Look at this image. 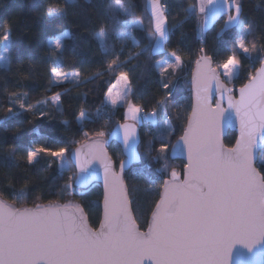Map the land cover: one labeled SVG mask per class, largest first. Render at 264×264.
I'll return each instance as SVG.
<instances>
[{
    "label": "snow or ice",
    "instance_id": "1",
    "mask_svg": "<svg viewBox=\"0 0 264 264\" xmlns=\"http://www.w3.org/2000/svg\"><path fill=\"white\" fill-rule=\"evenodd\" d=\"M74 5L75 0H63L62 5L53 0L39 18L51 20L58 16L67 17ZM208 5L227 17L224 20L226 28L239 29L238 39L233 41L228 53L220 60L206 48H199L200 55L195 61L197 71L192 78L195 104L187 117L183 135L171 145L173 152L177 149L187 151L185 179L180 181L173 170L171 179L163 180V191L151 213L148 230L141 232L133 220L122 175L113 171V162L105 148L107 140L101 139L106 133L103 130L91 134L83 131L82 141H69L59 148L35 146L27 150L22 158L31 166L38 163L43 154L48 158V168L58 163L63 173L70 170L65 165L69 158L74 157L77 171L63 185V191L69 195L84 194L77 189L90 172L93 162L98 161L103 168L104 182L100 229L94 230L89 226L83 208L73 201L65 204L50 202L47 205L36 203L32 207L17 208L0 200V264H143L145 258L155 264H233V248L237 244L249 252L257 246L264 250V158L258 170L254 157L258 142L264 143V40L251 44L247 41V34L253 33L256 28L254 21L245 22L242 19L241 0H201L199 12L205 13L198 23L201 34L208 23ZM36 7L40 9L42 6L37 4ZM117 8L121 12H128L122 0H114V3L108 4L107 10L113 13V20L116 19ZM150 10L148 43L141 51L129 54L127 59L122 60L119 53L104 46L106 31L103 27L94 35L100 41L103 55L114 57L107 61L106 73H118L115 83L105 93L106 101L113 107L118 103L126 105L125 121L130 118L139 122L151 116L154 125L159 128V112L143 113L142 106L132 101L130 97L134 91L129 73L121 70L145 52H163L172 29L178 27L177 24L168 25V5H162L161 0H150ZM184 12V19L188 20L196 15V6L190 5ZM125 24L126 31L118 33L121 42L132 40L133 46L139 47L132 32L144 29L143 20H128ZM65 38H71L68 30L49 37L47 59L41 58L50 63L49 83L52 86L62 87L66 81L78 86L83 82L80 80V70L62 71ZM0 41L3 42V51L8 53L14 42L10 26L0 27ZM201 42H204L203 39ZM253 54H256L261 67L255 72L249 71L248 82L239 89V100L234 101L231 95L228 96L229 109L234 110L239 120V137L233 147L225 148L220 141L219 120L223 117L225 122L231 121L233 114L229 111L225 116L226 110L221 109L219 101L215 109L211 107L212 86L215 84V91L220 93V100H223L224 94L232 91L227 87L228 83L239 78L242 57L251 58ZM167 55L170 59L163 62H149V67L159 68V83L165 90L164 96L156 102L158 109L166 107L172 96V81L164 73L168 72L171 77L183 66L182 57L176 49ZM26 59L32 61L31 55ZM0 61L3 62L4 71H9V57H0ZM101 75L95 73L87 77V81ZM63 94H46L44 99L26 103V92H12L8 96L12 106L7 108L5 120L19 115L21 111L35 114L39 111L37 106L44 103L54 102L59 106ZM16 105L19 108L14 111ZM39 114L45 115L43 112ZM76 118L83 122L89 116L81 109ZM169 119H165L163 124L168 125ZM119 128L123 130V150L128 153L126 160L119 161L122 174L127 160L136 158L132 149L135 125L123 123ZM169 132L170 129L165 128L164 135ZM91 136L96 139L91 140ZM168 149L169 144L161 142L158 149L150 146L147 155L152 160L164 159ZM153 151L156 155H152ZM16 158L17 147L10 146L4 159ZM161 171H166V167ZM6 188L11 190L13 197L20 199L26 192L25 188L16 189L12 183H8ZM4 190L5 186L0 185V194Z\"/></svg>",
    "mask_w": 264,
    "mask_h": 264
},
{
    "label": "trees",
    "instance_id": "2",
    "mask_svg": "<svg viewBox=\"0 0 264 264\" xmlns=\"http://www.w3.org/2000/svg\"><path fill=\"white\" fill-rule=\"evenodd\" d=\"M55 2L62 5L63 0ZM148 2L149 0H122L128 12H121L117 8L116 19L113 20L111 18L113 13L107 10L108 4L114 3V0H75V5L67 17L58 16L46 20L39 17L53 0H0V27L10 26L14 37L8 52L10 70L4 71L0 66V185L5 186V190L0 194L2 200L17 208L32 207L36 203L47 205L50 202L65 204L73 201L81 205L90 226L94 230L98 227L102 200L99 185L94 184L85 191H78L83 192V195H69L63 191V185L68 182V177L75 173L69 159L67 168L70 170L61 173L58 163L52 164L51 168L47 167L49 161L43 154L39 162L31 166L22 157L26 155L27 150L35 146L59 148L69 141H82L83 131L91 134L96 130H103L106 133L103 138L105 139L116 125L125 122L126 105L114 111L106 105L105 93L115 83V76L118 73H106L107 61L114 57L103 55L100 41L94 34L103 27L106 31L104 46L119 53L122 60L127 59L129 54L141 51L148 43L147 37L151 31ZM198 3L199 0H161L162 5H168V25H178L172 29L165 50L159 53L145 52L121 69L128 71L134 91L130 98L142 106L143 113L159 112L160 122L170 117L168 135H164V131H160L155 125L142 122L141 143L138 148L141 162L124 175L134 220L141 231L148 228L151 213L159 200L163 180L168 179L173 170L178 175L182 174L183 162L171 161L169 153L171 145L182 136L190 114V76L193 65L200 55L199 48H206L220 60L228 53L233 41L238 39V29L225 27L226 16L217 19L200 37L197 31L198 14L188 20L184 19V9L190 5L197 8ZM241 3L242 19L245 22L254 21L256 28L253 33L247 34V41L249 44L253 41L261 42L264 40V0H241ZM37 4L42 7L38 9ZM133 19H142L144 23V29L132 32L139 47H134L132 40L122 43L118 36V33L126 31L125 22ZM222 29L224 30L221 31ZM64 30L70 32L71 38H65L64 41L66 49L62 57V71L80 70V80L83 82L78 86L73 83H64L62 87L52 86L49 83L50 63L41 60L42 57L47 59L49 37L57 36ZM1 43L2 41L0 46ZM173 49L181 55L183 66L171 77L165 75L172 81L170 85L172 96L166 107L158 109L156 102L164 96L165 90L159 83L160 73L156 67H149V62L163 61L167 53ZM29 55L32 61L26 59ZM21 60L24 61L23 64L20 63ZM259 67L256 54L251 58L242 57L239 78L232 83L235 90L248 82L249 71L255 72ZM98 72L102 73L99 78L87 81V77ZM12 92H26L28 94L26 103L44 99L46 94L49 96L56 92L64 94L59 106L54 102L44 103L37 106L39 111L35 114L21 111L19 115L10 116L5 120L7 108L12 106L8 100ZM18 108L19 105H16L14 111ZM81 109L89 116L83 122L76 118ZM40 112L45 115L40 116ZM93 139L96 137L91 136V140ZM235 141L236 134L228 133L224 144L228 148L233 147ZM161 142L169 144L165 158L152 160L147 155L149 147L158 149ZM10 146L17 147V158L5 161L4 157ZM109 155L116 168L119 161L124 160L120 147L115 143L110 146ZM152 155H156V152L153 151ZM262 158L264 151L259 155L258 170ZM165 167L166 171H161ZM8 183L14 184L16 189H26L22 194L23 199L11 195V190L6 188Z\"/></svg>",
    "mask_w": 264,
    "mask_h": 264
},
{
    "label": "water",
    "instance_id": "3",
    "mask_svg": "<svg viewBox=\"0 0 264 264\" xmlns=\"http://www.w3.org/2000/svg\"><path fill=\"white\" fill-rule=\"evenodd\" d=\"M260 67H261V65H260ZM196 71H197V67H196V63H194L193 68H192V72H191V76H190L191 109H192V106L195 104V89L192 86V78H193V75L196 73ZM227 87L229 89H231L228 85H227ZM239 89H236V90L231 89L232 90L231 93H225L224 99L220 100V93L215 91V84H213V86H212V95L210 96V99H209V103H210L211 107L213 109H215L217 106V101H219L221 109L226 110L224 113L225 116H227L229 111H231L233 114V118L231 121L225 122L223 117H221L219 120V123H220V141L224 145L225 148H228L224 144V140L227 137L228 133H235L236 139L239 137V120L235 117L234 110L229 109V106H228V96L229 95H231V97L234 101L239 100V98H240ZM190 114H191V110H190ZM124 123H128L130 125H135V129H134L135 137H134V143L132 145V149L135 151V157L136 158L127 160L124 172L122 174L120 173L119 166L117 168L115 167V164L109 155V148L112 145V143H115L120 147L122 155L124 157V160H126V158L128 156L127 151L123 150V143H122L123 130L119 128L120 124L116 125L113 128V130L110 132V134L107 136V138H105L107 140V143L105 144V148H106L108 156L111 158V160L113 162V171L116 172L118 175H122L123 181H124V175L132 167L139 165L141 162L140 155L138 153V148H139L140 143H141L140 127L138 125H136L135 123H131V122H127V121H125ZM186 127H187V122H186L185 128ZM183 133H184V131H183ZM93 140H95V139H93ZM262 151H264V143L258 142L257 147L254 149V157H255V161L257 164H258V160H259V155ZM169 157H170L171 161L183 162L184 167L182 170V174L178 175V179L180 181H183L185 179L186 165L188 163L187 151L184 150L183 152H181L179 149H177L175 152H173L171 149L170 153H169ZM81 159H83V157H81ZM69 161H70L71 165L74 167L75 172H76L77 169L75 167V158L74 157L69 158ZM168 179L169 180L171 179V175L169 176ZM94 184L99 185L101 187V191H102V200H101V205H100V210H101L100 223H99L98 227L95 229V230H99L100 226H101V222L103 220L104 182H103V168L98 161L93 162L90 172L84 176L83 183L77 189V191H85V190L89 189ZM124 184H125V182H124ZM125 187H126V185H125ZM126 190H127V188H126ZM162 191H163V187L161 188V192ZM127 195H128V192H127ZM128 198H129V196H128ZM0 200H2V199L0 198ZM130 210H131V215H132L133 220H134L131 205H130ZM87 219H88V217H87ZM134 222H135V220H134ZM150 222H151V217H150ZM150 222H149V224H150ZM88 224L90 226L89 220H88ZM135 224H136V222H135ZM137 227H138V225H137ZM148 227H149V225H148ZM138 229H139V227H138ZM147 230H148V228L145 231H141V230L140 231L146 232ZM237 249H239V254H237ZM232 259H233V264H264V250L260 249L259 246H257L255 249H253L252 252H249L242 245L237 244L233 248V258ZM143 264H155V262L145 258Z\"/></svg>",
    "mask_w": 264,
    "mask_h": 264
},
{
    "label": "rangeland",
    "instance_id": "4",
    "mask_svg": "<svg viewBox=\"0 0 264 264\" xmlns=\"http://www.w3.org/2000/svg\"><path fill=\"white\" fill-rule=\"evenodd\" d=\"M200 2H201V0H199V3H198V5H197V8H196V13L198 14V20H197V23H200L201 21H202V19L204 18V16H205V13H200L199 12V5H200ZM148 7H149V10H150V0H149V2H148ZM219 7V5H217V8ZM150 12H151V10H150ZM206 15H207V17H208V23H207V25H206V27H205V30H204V32L217 20V19H219L220 17H222V16H225V15H223V13H220V12H217V11H214L213 10V8H212V6L211 5H208L207 6V8H206ZM226 19H227V17H226ZM229 27H231V26H229ZM239 30V29H238ZM197 31H198V35L201 37V36H203V34H204V32H203V34H201V32H200V30H199V28L197 29ZM154 53H159L160 51H153ZM3 56H8V53H5L4 51H3V42L1 43V46H0V57H3ZM166 59H170L169 57H168V55L165 57V59L164 60H166ZM163 60V61H164ZM163 61H161V62H163ZM0 66H2L3 67V62L2 61H0ZM157 68V70H158V72L160 73V70H159V68L158 67H156ZM181 69V68H180ZM180 69H178V70H176V72L177 71H179ZM169 71H171V70H169ZM175 72V73H176ZM167 76L168 75V72H165L164 73V76ZM65 83H70V82H65ZM232 83L233 82H231V83H228V85H229V87L231 88V89H233V90H235V88H234V86L232 85ZM115 91V90H114ZM106 105H107V107H109L112 111H114L115 109H117V108H119V107H122L119 103H118V105L116 106V107H113L109 102H107L106 101ZM123 106H125V105H123ZM125 112H126V107H125ZM125 119V118H124ZM127 122H131V123H135L136 125H138L139 127H140V125L142 124V122H146V123H148V124H151L152 126L154 125V123H153V118L151 117V116H147V117H144L143 119H141L139 122H137V121H134V120H132V119H128L127 120ZM165 128H169V126L168 125H164L163 124V122H161V124H160V127H159V129H160V131H164L165 130ZM170 129V128H169ZM101 139H103V138H101ZM66 167H67V162H66V165H65Z\"/></svg>",
    "mask_w": 264,
    "mask_h": 264
}]
</instances>
